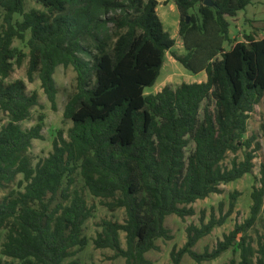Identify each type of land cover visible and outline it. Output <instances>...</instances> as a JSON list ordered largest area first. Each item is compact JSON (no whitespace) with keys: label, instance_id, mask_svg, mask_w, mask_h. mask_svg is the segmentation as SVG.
<instances>
[{"label":"trees","instance_id":"1","mask_svg":"<svg viewBox=\"0 0 264 264\" xmlns=\"http://www.w3.org/2000/svg\"><path fill=\"white\" fill-rule=\"evenodd\" d=\"M27 1L43 8L26 11ZM173 1L187 52L172 56L194 74L205 71L206 80L146 94L175 45L157 0H0V114L8 119L0 128V188L23 177L20 189L0 199V228L7 230L1 253L11 259L0 264H80L68 259L89 242L84 224L94 206L72 189L76 175L110 211L125 212L123 223L101 221L95 248L114 251L124 264H152L146 254L159 250V239H172L168 216H193L191 204L251 173L260 144L245 134L264 96V36L235 42L229 18L255 0ZM15 39L26 40L28 54L13 47ZM26 58L28 80L38 77L54 110L56 68L76 72L63 113L72 126L57 132L51 152L36 165L29 149L43 139L44 116L28 129L21 123L39 105L38 95L29 94L22 79L6 81ZM239 151L242 161L222 165ZM260 174L249 217L211 251L194 249L233 213L240 193L232 192L227 213H212L207 222L203 215L199 226L186 228L185 244L171 251L172 264L186 254L197 263L212 261L229 249L239 261L225 264H264V165ZM259 221L255 247L248 231Z\"/></svg>","mask_w":264,"mask_h":264},{"label":"rangeland","instance_id":"2","mask_svg":"<svg viewBox=\"0 0 264 264\" xmlns=\"http://www.w3.org/2000/svg\"><path fill=\"white\" fill-rule=\"evenodd\" d=\"M157 13L163 22L165 30L175 40V45L169 51H166L163 66L160 70L155 84L152 87L146 88V94H155L159 92L165 86L177 87L181 83H193L202 82L206 80L205 71L198 74H194L187 70L181 63H179L174 57L176 55H185L186 50L183 45L182 38L179 33V21L180 14L174 4L173 0H157ZM42 9L43 7L34 2H26V11L30 9ZM196 9L191 10L190 14L195 13ZM21 18L20 16H16ZM230 21V37L236 41H246L247 36L251 35L255 39H260L264 36V0H255L252 4L248 5L243 11H240L236 16L229 18ZM13 47L29 53L26 40L15 39ZM225 48L228 49L229 45L226 43ZM28 58H26L21 66H15L14 72L6 80L11 82L17 79L25 81L26 90L29 94L36 92L38 95L39 105L32 109L31 117L21 123L23 129H28L34 126L39 121V116L43 115L44 127L42 130L43 139H35L32 142V146L29 149V155L32 159L33 165L48 156L52 150V143L59 130H63L65 134L72 126L70 120L64 118V108L69 96L76 89V72L72 66L60 65L56 68L54 78L58 89L57 93V108L54 110L51 107L42 87L41 82L36 76L33 81H29L27 77ZM3 121L0 123V128L5 124L8 119L4 114H0ZM264 96L260 102L255 106L254 111L250 114L248 120V128L245 134L246 138L256 136L255 142L260 144L259 149L254 153V167L251 173L245 174L242 178L220 185V193H212L207 198L197 200L191 206L195 210L193 216L180 218L176 215H170L166 219V226L169 228L172 239L157 241L159 250L149 251L146 256L152 261V264H172L171 251L176 248L183 247L187 240L186 228L190 224L199 226L201 224V217L205 215V222H207L212 213L217 218L222 214L227 213L229 210L230 194L234 191L240 193L236 201V206L232 214L227 216L223 225L216 227L213 231L200 239L194 249L197 252H203L206 249L212 250L217 241L222 240L224 234L229 233L237 223L244 222L250 215V208L252 204L251 192L255 186H260L259 179L261 177L260 169L264 165ZM190 148H188L189 152ZM233 159L237 161L243 160V153L239 151L237 153H228L225 160L222 162L224 167H231ZM22 175H18L16 180L6 185L4 188H0V199H2L8 192L12 190L20 189L18 185L22 180ZM22 189V187H21ZM72 189H77L86 198L89 206H94L93 215L84 224V233L88 238V244L79 251L75 256L68 259V261H77L80 264H124L125 260L122 257L114 258V251L110 249H97L93 244V239L97 233L101 230L100 223L103 220H113L123 223L125 221L124 209H118L116 211H110L104 204V200L92 196L89 191L84 187L83 181L79 175H76V183L72 186ZM222 209V211L220 210ZM261 221H259L253 228L248 231L254 241V246L257 247V236L262 232ZM7 230L0 228V260L11 261L10 258L4 256L1 253L2 243L5 240ZM122 246L125 247V233H120ZM232 258L239 261L238 252L232 249L227 250L221 256L212 261H203L197 263L189 255H184L181 264H225Z\"/></svg>","mask_w":264,"mask_h":264},{"label":"water","instance_id":"3","mask_svg":"<svg viewBox=\"0 0 264 264\" xmlns=\"http://www.w3.org/2000/svg\"><path fill=\"white\" fill-rule=\"evenodd\" d=\"M204 4L207 5V6H212L213 5V3L210 0H206L204 2ZM187 21H189V16H187Z\"/></svg>","mask_w":264,"mask_h":264}]
</instances>
